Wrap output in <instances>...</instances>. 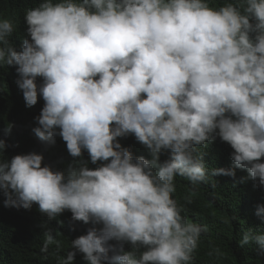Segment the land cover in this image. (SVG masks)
Instances as JSON below:
<instances>
[{
  "label": "clouds",
  "instance_id": "9594fccd",
  "mask_svg": "<svg viewBox=\"0 0 264 264\" xmlns=\"http://www.w3.org/2000/svg\"><path fill=\"white\" fill-rule=\"evenodd\" d=\"M2 66L27 107L44 101L35 136L59 135L73 160L25 154L26 125L0 109V220L26 228L0 227V264H194L209 229L183 215L175 181L235 177L198 151L217 137L264 187V0H3ZM129 134L149 158L121 145ZM252 242L264 252V231Z\"/></svg>",
  "mask_w": 264,
  "mask_h": 264
},
{
  "label": "trees",
  "instance_id": "16d2710c",
  "mask_svg": "<svg viewBox=\"0 0 264 264\" xmlns=\"http://www.w3.org/2000/svg\"><path fill=\"white\" fill-rule=\"evenodd\" d=\"M212 2L218 6L225 0H212ZM17 79L15 67H0V80L9 84V86L2 84L0 87V109L4 111V114L19 115L26 125L17 129L14 140L25 150V154L30 152L42 154L44 162L56 167L61 164L65 168L73 160V157L69 155L62 138L57 135L55 144L46 146L32 131L37 126L34 118L40 114L44 106L43 99L38 98L36 105L27 107L22 91L16 84ZM36 82L40 85L42 78L38 77ZM5 129H0V139L9 135L8 133L4 135ZM118 139L122 146L130 148L134 156L149 158L147 149L136 140L134 135L129 134ZM4 141L8 144V140ZM219 141L220 139L217 137L214 142L207 143L198 151L205 154L204 162L209 170L232 168L236 173L234 178L224 175L209 176L206 182L196 186H192L183 177H177L175 181L176 192L173 196L177 203L183 207V215L189 221L207 225L209 229L207 234L202 235L198 249L194 253V264H264V252L260 251L254 242L243 246L240 244L246 230L264 231V224L256 216L257 205L264 204V187H261L258 181L253 180L246 170L235 167L231 159V153L234 150L226 142L219 143ZM168 155V152L163 153L161 161L167 159ZM77 159L89 161L87 151L85 150L83 156ZM261 162H264V158L261 159ZM101 163L104 162L92 164L89 161L88 165L89 168L95 169ZM13 226H18L19 230H26L15 220H0V227L4 231L5 237L14 234ZM89 227L92 225L87 224L86 231ZM97 227L100 226L97 225ZM30 235H43V232L38 230ZM131 247L130 244H127V250H130ZM216 249H219L220 255L215 254ZM143 250L146 249L141 248V251ZM209 252H213V255L209 256ZM54 259L57 260V258ZM77 264L86 263L79 261Z\"/></svg>",
  "mask_w": 264,
  "mask_h": 264
}]
</instances>
